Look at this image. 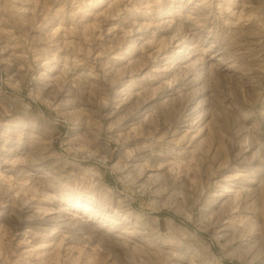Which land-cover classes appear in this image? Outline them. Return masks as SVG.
<instances>
[{"label":"rangeland","instance_id":"rangeland-1","mask_svg":"<svg viewBox=\"0 0 264 264\" xmlns=\"http://www.w3.org/2000/svg\"><path fill=\"white\" fill-rule=\"evenodd\" d=\"M0 264H264V0H0Z\"/></svg>","mask_w":264,"mask_h":264}]
</instances>
